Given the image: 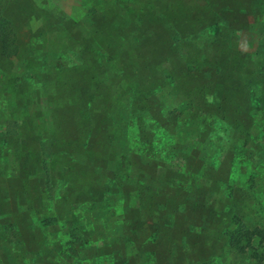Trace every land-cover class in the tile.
<instances>
[{
  "label": "rangeland",
  "instance_id": "rangeland-1",
  "mask_svg": "<svg viewBox=\"0 0 264 264\" xmlns=\"http://www.w3.org/2000/svg\"><path fill=\"white\" fill-rule=\"evenodd\" d=\"M0 264H264V0H0Z\"/></svg>",
  "mask_w": 264,
  "mask_h": 264
},
{
  "label": "trees",
  "instance_id": "trees-1",
  "mask_svg": "<svg viewBox=\"0 0 264 264\" xmlns=\"http://www.w3.org/2000/svg\"><path fill=\"white\" fill-rule=\"evenodd\" d=\"M2 20V19H1Z\"/></svg>",
  "mask_w": 264,
  "mask_h": 264
}]
</instances>
